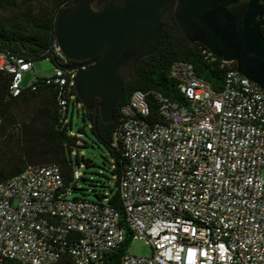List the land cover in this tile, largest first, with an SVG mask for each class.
<instances>
[{"label": "built area", "instance_id": "1", "mask_svg": "<svg viewBox=\"0 0 264 264\" xmlns=\"http://www.w3.org/2000/svg\"><path fill=\"white\" fill-rule=\"evenodd\" d=\"M51 53L65 62L56 42ZM0 57L16 97L33 64ZM75 74L55 68L43 78L56 88L62 115ZM169 78L183 104L135 91L120 109L122 218L106 203L68 197L82 175L76 167L68 189L57 165L27 167L0 182V262L264 264V91L236 70L214 89L184 62L171 65ZM151 105L162 123L142 120ZM128 234L125 251L110 262ZM134 240L151 254L130 255Z\"/></svg>", "mask_w": 264, "mask_h": 264}, {"label": "trees", "instance_id": "2", "mask_svg": "<svg viewBox=\"0 0 264 264\" xmlns=\"http://www.w3.org/2000/svg\"><path fill=\"white\" fill-rule=\"evenodd\" d=\"M75 1L41 0L39 5L31 8L25 0H0V55L23 57L32 64L38 60H49L56 42V19ZM260 32L264 37V27ZM174 62L192 65L195 75L217 90L222 88L226 72L235 70L233 63H224L213 57L200 44H190L179 31L174 18H165L161 22L157 51L141 59L124 83L123 95L112 121L104 124L99 117H94L93 112L81 108L82 126L77 130L80 138L72 133L74 111L80 115V109L76 108L80 103L74 89L71 94L74 98L68 102L66 114L62 115L54 86L46 85L43 78L34 77L28 87L12 97L9 92L12 77L0 69V182L16 176L27 167L57 165L64 189H68L71 170L80 165L84 172L78 182L91 189L94 202L106 203L122 218L119 182L126 160L116 135L120 109L135 91H157L183 104L184 99L176 83L169 78ZM150 108L148 117L142 120L162 123L157 107L151 105ZM83 149L98 151L100 163L85 157ZM77 183L70 192H81L86 196L83 192L88 189H78ZM129 241L128 234L125 244L109 259L110 262H116L112 260L125 251ZM0 264L18 263L5 260Z\"/></svg>", "mask_w": 264, "mask_h": 264}, {"label": "water", "instance_id": "3", "mask_svg": "<svg viewBox=\"0 0 264 264\" xmlns=\"http://www.w3.org/2000/svg\"><path fill=\"white\" fill-rule=\"evenodd\" d=\"M264 0H76L55 22V40L75 70L79 103L108 124L124 83L159 45L161 22L173 17L193 45L200 44L264 91Z\"/></svg>", "mask_w": 264, "mask_h": 264}, {"label": "rangeland", "instance_id": "4", "mask_svg": "<svg viewBox=\"0 0 264 264\" xmlns=\"http://www.w3.org/2000/svg\"><path fill=\"white\" fill-rule=\"evenodd\" d=\"M25 2H26L27 6L33 8L37 5H39L41 0H25ZM0 60H1V57H0ZM32 67H33V71L29 72L28 74H26L24 76L23 84H22L23 88L28 87L34 77H37V78L48 77L53 73V71L55 69L53 64L48 59L35 61L32 65ZM69 111L71 113V109H69ZM81 113H82L81 109H80V115H77V112L74 111L73 120H72V122H73L72 133L75 134L76 136H78L79 138H80V135H78L77 130L82 126V115H81ZM83 153H84L85 157H89V158L93 159L96 163H100V157H99L98 151L92 150V149H83ZM78 154L80 156V149L78 150ZM78 166H80V165H76V168L79 169V171L82 174L84 172V168L78 167ZM77 188L78 189H80V188L88 189L87 192H83L86 194V196H83L81 192H75V193L70 192V194L68 195L69 198H81L83 200L95 201V199L93 198V196L90 192L91 189L86 187L82 182L77 183ZM128 253L130 255L137 256V257H147L151 254V249L143 241L134 240L133 242H131V244L128 247Z\"/></svg>", "mask_w": 264, "mask_h": 264}, {"label": "flooded vegetation", "instance_id": "5", "mask_svg": "<svg viewBox=\"0 0 264 264\" xmlns=\"http://www.w3.org/2000/svg\"><path fill=\"white\" fill-rule=\"evenodd\" d=\"M68 64H71V62H67V61H65L63 64H61V65H68Z\"/></svg>", "mask_w": 264, "mask_h": 264}, {"label": "crops", "instance_id": "6", "mask_svg": "<svg viewBox=\"0 0 264 264\" xmlns=\"http://www.w3.org/2000/svg\"><path fill=\"white\" fill-rule=\"evenodd\" d=\"M0 66H1V60H0ZM28 73H29V72H28ZM28 73H26V74H28ZM26 74H24V76H25ZM24 76H23V79H24ZM22 84H23V80H22Z\"/></svg>", "mask_w": 264, "mask_h": 264}]
</instances>
